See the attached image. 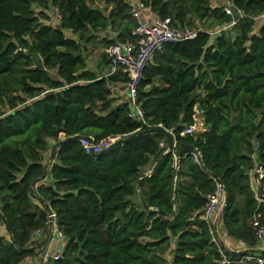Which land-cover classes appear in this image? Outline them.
I'll list each match as a JSON object with an SVG mask.
<instances>
[{"label": "trees", "instance_id": "1", "mask_svg": "<svg viewBox=\"0 0 264 264\" xmlns=\"http://www.w3.org/2000/svg\"><path fill=\"white\" fill-rule=\"evenodd\" d=\"M143 1L175 26L196 28L192 20L212 18L216 29L232 18L211 0ZM231 1L233 15L242 10L233 25L213 33L201 26L193 38L167 41L143 68L141 121L128 115L126 76L107 74L106 52L107 71L99 74L87 66L80 39L69 35L119 21L107 46L132 38L129 0H105L104 8L93 0H0V102L9 106L0 110V223L8 232L0 231V264L37 253L45 242L33 232L44 227L47 206L66 236L48 264H259L239 262L247 252L264 260V247L217 244L201 215L217 177L226 233L259 244L264 193H255L252 171L259 164L264 170V19L254 26L264 0ZM46 6L56 7L54 24L40 19ZM198 108L204 128L180 134ZM108 135L118 138L99 152H86L80 141ZM49 140V155L57 144L52 158ZM259 181L264 185V171ZM169 246L165 260L159 250Z\"/></svg>", "mask_w": 264, "mask_h": 264}, {"label": "built area", "instance_id": "2", "mask_svg": "<svg viewBox=\"0 0 264 264\" xmlns=\"http://www.w3.org/2000/svg\"><path fill=\"white\" fill-rule=\"evenodd\" d=\"M129 3L130 12L134 19V25L131 30V33L134 36L124 42H114L106 47L105 52L108 59L107 74L121 73L126 76L127 79L124 85L127 90L128 102L130 105L128 115L134 119L144 121L143 110L136 98V88L143 68L149 64L155 52L161 49L165 42L193 38L197 35L198 30L202 28L172 25L169 17L159 16L151 6L147 5L143 0H129ZM222 8L226 14L232 15V18L226 24L217 27L214 30L215 32L233 25L236 22L237 17L242 15V10L236 8L237 15L234 17L231 0H225ZM57 16L59 17V15ZM256 18L264 19V12L259 14ZM208 32L211 33L210 31ZM196 121L197 117L195 116V121L184 126L183 129H181L180 134L194 133L197 131L198 125ZM167 131L173 135L172 128H168ZM117 138V135H108L99 140H93L91 137L83 136L80 138V141L86 152H99L109 147ZM159 145H164V142L160 141ZM191 155L194 161L201 164V153L199 149L193 147ZM174 157L175 160H177L178 155L174 153ZM214 180L216 186L212 192L207 194L208 200L203 207L201 215L208 222L212 240L219 244V236L213 218L216 217L218 213L221 214L225 202V189L221 180L217 177H214ZM254 224H258L256 220L254 221ZM34 233H42L49 237L50 242H53V240L57 242L55 248H52L51 246L42 248L39 253V264H48L49 261L60 256L66 243V236L57 225L55 212L51 207H46V220L44 227L37 228ZM263 234L264 225H259L256 230L257 238L261 240ZM263 247V244L260 243L258 249ZM223 257L224 261H227L225 254H223ZM251 259L256 260L259 264L264 261L261 256L254 255L251 252H247L238 261L242 263L245 260L247 261Z\"/></svg>", "mask_w": 264, "mask_h": 264}, {"label": "rangeland", "instance_id": "3", "mask_svg": "<svg viewBox=\"0 0 264 264\" xmlns=\"http://www.w3.org/2000/svg\"><path fill=\"white\" fill-rule=\"evenodd\" d=\"M212 3H214V5H217V1L216 0H211ZM93 2L98 6V7H101V8H104L105 5H106V2L105 0H93ZM41 5L42 3H38V2H35L33 3V7L35 10H39L41 8ZM112 6V4H108V7ZM45 14H46V19H43L42 16H40V19L41 20H44L46 22H49V23H52L54 24L56 21H57V11H56V7H53V6H50V7H44L43 8ZM214 20L212 18H209L207 19L206 21L204 22H201V21H198V20H192L193 24H196L198 27H204V28H207L209 27L210 28H213L211 26H209V23L210 22H213ZM119 21H117L115 23L114 26H106L102 29H99L97 31H89V32H86L84 33L83 36L79 37L77 33H70L69 35H74L75 38L77 39H80L81 41V44L83 45L82 47V53L86 59V64L88 67L94 69L97 73L99 74H103L107 71V67L105 66V62L103 60V54H104V51L106 50V47H107V44L105 42V38H111L113 36H115V34L118 32V30L120 28L123 27L122 23H118ZM263 22L262 19L258 20L254 26V30L257 29V26ZM207 29L208 31H210L211 33L212 32H215V28L214 29ZM91 32V34H90ZM218 32V31H217ZM234 30H232L230 32V34H234ZM90 34V35H89ZM115 86H113L114 88ZM116 90V89H115ZM119 94H122L123 92L121 91V89L117 90ZM0 110H9V106L5 103V102H0ZM196 113V117H197V122H198V129L197 130H201L204 128V124H203V118H202V114H201V110H199V108L197 109V112ZM63 135L62 133H60L59 136ZM49 144L47 146V149H46V153L47 155H49V147L50 145L54 142L53 140H49L48 141ZM50 158V157H49ZM49 158H45V161ZM48 162V160H47ZM147 166H145L143 168V171L146 169ZM258 169H262L259 168L258 166ZM263 170V169H262ZM139 190V188L136 187V194L132 196L133 200L138 202L137 201V198H136V195H137V191ZM32 200L36 201V198L33 196L32 197ZM4 225L2 223H0V231L3 230L2 232L4 233V236L8 237V232L6 230L5 227H3ZM3 227V228H2ZM169 250H170V246L167 247V249L165 250H159V253L160 255L165 258V260H168L170 257H169ZM159 261V260H158ZM160 262V261H159ZM160 264H165L164 262H160ZM244 264H247V262H245Z\"/></svg>", "mask_w": 264, "mask_h": 264}, {"label": "crops", "instance_id": "4", "mask_svg": "<svg viewBox=\"0 0 264 264\" xmlns=\"http://www.w3.org/2000/svg\"><path fill=\"white\" fill-rule=\"evenodd\" d=\"M216 1H217V3H216L217 5H222L225 3V0H216ZM211 3H212V1H211ZM212 4L214 5V3H212ZM90 69H92V68H90ZM197 125H198V122H197ZM258 166L259 165H257L252 171V187L254 188L256 194L261 195L264 193V185H262V188L260 190L259 177L263 174L264 170H262V169L258 170ZM220 215L221 214L218 213L217 216L213 218L214 223H215V227L217 229V233L219 236V244H223V246H225L226 248H228L230 250H235V251L236 250L238 251V250L250 249V248L258 249L260 246V243H262L264 246V234H263V238L261 240H259V244L256 247H251L247 243L243 242L242 240L235 239L232 236L228 235L224 229V226H223L221 220H220ZM33 237L38 239V241H41V242L44 241L45 243H42V245L37 249V253L24 257L18 264H39V261H40L39 253L42 250V248L47 247V246H51L52 248H55L57 246V242L55 240H53V242H50L49 237H47V235L46 236L43 235L42 233L38 234V233L33 232Z\"/></svg>", "mask_w": 264, "mask_h": 264}, {"label": "water", "instance_id": "5", "mask_svg": "<svg viewBox=\"0 0 264 264\" xmlns=\"http://www.w3.org/2000/svg\"><path fill=\"white\" fill-rule=\"evenodd\" d=\"M234 17H236V16L234 15ZM124 88H125V85H124ZM159 129H162V127L160 126ZM167 133H168L167 149H171L173 147V143H174L173 135L170 132H167ZM56 147H57V144L54 146L52 153L49 155L50 158H52ZM261 167H262V164H259V168H261ZM261 188H262V186L260 184V190H261ZM138 194H139V198H140L141 202H143V197H142L141 193L139 192ZM222 209H223V207H222Z\"/></svg>", "mask_w": 264, "mask_h": 264}]
</instances>
